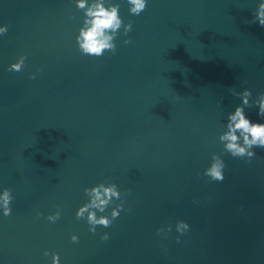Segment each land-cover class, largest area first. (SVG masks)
Segmentation results:
<instances>
[{"label":"water","instance_id":"water-1","mask_svg":"<svg viewBox=\"0 0 264 264\" xmlns=\"http://www.w3.org/2000/svg\"><path fill=\"white\" fill-rule=\"evenodd\" d=\"M261 2L0 0V264H264V148L233 157L221 139L246 88L264 122ZM98 3L119 5L116 51L83 54ZM214 158L222 181L204 174ZM101 183L119 198L89 211L124 209L93 233L76 213Z\"/></svg>","mask_w":264,"mask_h":264},{"label":"clouds","instance_id":"clouds-1","mask_svg":"<svg viewBox=\"0 0 264 264\" xmlns=\"http://www.w3.org/2000/svg\"><path fill=\"white\" fill-rule=\"evenodd\" d=\"M131 5L130 12L135 15H139L146 9L148 0H128ZM86 5V0H79L78 7L84 8ZM259 11L253 19V23L257 22L260 26H264V2L259 3ZM87 17L91 19H86L85 24L87 27L80 29V35L77 37L80 48L83 54L101 56L105 49L111 50L113 53L116 51V45L111 43L112 35L109 33H115L121 27L123 23L121 17L119 16V5L114 4L110 8L105 7L103 3H98L89 7L87 9ZM8 26L5 25L4 28H0V32L6 33ZM132 30V23L129 22L124 25V35ZM125 43H131V39L125 40ZM24 63V58L17 63L10 65V71H20ZM251 95L250 89H245L243 94V103L236 106L234 112L229 113V121L227 131L222 137V140L228 141L226 144L227 152L231 153L233 157L252 158L255 155L253 150L255 147L264 148V122L252 121L249 116L246 115L244 110V105L248 104V97ZM259 116H264V94H262V99L259 102ZM240 133L238 136L237 133ZM243 138V143H240V138ZM226 167L225 161L220 159H213L210 167L205 170V175L211 177V180L222 181L224 179V169ZM103 189V193L101 192ZM117 185L115 183L108 187H105L103 183L96 187L85 188V192L91 195L92 199L90 203L83 204L77 211V219L85 217L87 215V222L91 225L90 231L95 233L97 225H103L108 227L112 224L113 220L120 215L123 205L119 206V211L113 210L111 213V219L107 216H102L97 218L94 211L90 212V208H97L101 212L105 210L107 205L110 203L111 198L116 196L119 198L120 193L116 190ZM11 189L5 188L3 195V205H4V215L8 216L11 214L12 209L8 206L10 202ZM106 197V198H104ZM43 215V213H39ZM61 213L57 211L55 215H49L48 219L55 222L59 219ZM179 228L181 233H184L185 229H189V224L186 221H181ZM159 233V229L157 230ZM71 239L73 241H78V236L73 234ZM102 239H108V233H104ZM179 242L180 237L176 238ZM48 253L45 252V255ZM53 264H60L59 253L53 254Z\"/></svg>","mask_w":264,"mask_h":264}]
</instances>
